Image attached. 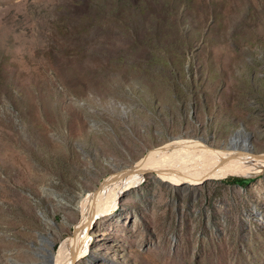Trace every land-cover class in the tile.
Listing matches in <instances>:
<instances>
[{"label":"rangeland","instance_id":"1","mask_svg":"<svg viewBox=\"0 0 264 264\" xmlns=\"http://www.w3.org/2000/svg\"><path fill=\"white\" fill-rule=\"evenodd\" d=\"M234 138L264 154V0H0V264H56L90 195L173 141ZM159 175L74 264H264V167Z\"/></svg>","mask_w":264,"mask_h":264},{"label":"bare ground","instance_id":"2","mask_svg":"<svg viewBox=\"0 0 264 264\" xmlns=\"http://www.w3.org/2000/svg\"><path fill=\"white\" fill-rule=\"evenodd\" d=\"M243 143L234 138L227 148L214 149L202 141L189 140L179 143L173 141L165 147L175 144H181L182 147L170 154L163 153L166 149L160 150V153H153L146 162L138 165L140 167L139 169L137 167L138 171L135 170L132 174L125 176L118 185L85 199L82 226L77 229L79 230L77 237L65 246L63 252L60 251L57 254L56 264H74L77 257L84 255L87 250L85 236L89 233L88 230L94 218L99 213L114 210L120 192L130 184L136 183L140 175L149 169L157 170L162 180L172 184L181 182L195 184L213 175L254 173L258 166L264 167V154H252L247 144L243 145Z\"/></svg>","mask_w":264,"mask_h":264},{"label":"trees","instance_id":"3","mask_svg":"<svg viewBox=\"0 0 264 264\" xmlns=\"http://www.w3.org/2000/svg\"><path fill=\"white\" fill-rule=\"evenodd\" d=\"M231 181L233 183H236V184L244 186V185L248 184L251 181V179L250 178L233 177V178H231Z\"/></svg>","mask_w":264,"mask_h":264}]
</instances>
